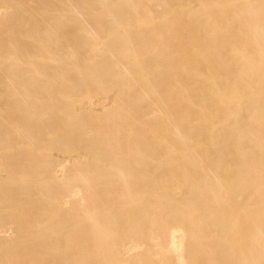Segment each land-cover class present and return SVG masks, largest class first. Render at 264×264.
<instances>
[{"label":"bare ground","instance_id":"1","mask_svg":"<svg viewBox=\"0 0 264 264\" xmlns=\"http://www.w3.org/2000/svg\"><path fill=\"white\" fill-rule=\"evenodd\" d=\"M2 171L0 264H264V0H0Z\"/></svg>","mask_w":264,"mask_h":264},{"label":"rangeland","instance_id":"2","mask_svg":"<svg viewBox=\"0 0 264 264\" xmlns=\"http://www.w3.org/2000/svg\"><path fill=\"white\" fill-rule=\"evenodd\" d=\"M116 92V91H115ZM114 91L113 92H111V94H109L108 96L110 97V102H113L114 101V97H115V93ZM95 101L97 102H95V104L93 105V109H94V111L95 112H101L102 111V107L101 106H99L98 105V103L100 102V99L99 98H96L95 99ZM80 154H85L84 153V151H76V153L74 152V156H78V155H80ZM49 156H54V157H61V155L58 153V151H55V150H51L50 152H49ZM0 175L1 176H5V172H0Z\"/></svg>","mask_w":264,"mask_h":264}]
</instances>
